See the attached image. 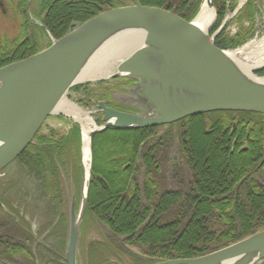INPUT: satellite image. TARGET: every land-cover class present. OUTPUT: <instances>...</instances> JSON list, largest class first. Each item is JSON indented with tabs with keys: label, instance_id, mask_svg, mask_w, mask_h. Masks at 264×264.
I'll return each mask as SVG.
<instances>
[{
	"label": "trees",
	"instance_id": "1",
	"mask_svg": "<svg viewBox=\"0 0 264 264\" xmlns=\"http://www.w3.org/2000/svg\"><path fill=\"white\" fill-rule=\"evenodd\" d=\"M237 1L213 0L216 17L213 32L220 28L227 13L234 12ZM18 2L19 10L26 6L27 0ZM139 2L191 22L204 0ZM43 5L46 15L42 24L46 29L37 27L41 31L38 46L18 61L51 46L49 40L48 45L44 44L45 30L57 40L66 36L73 24L81 25L111 10L105 7L106 2L92 0H44ZM244 10L237 16L239 31L231 36L226 24L215 40L217 48L234 50L253 38L254 3L242 15ZM27 20L26 16L25 24ZM245 22L250 28L244 27ZM8 62L1 63L0 68ZM258 76L263 77L264 71ZM89 87V84L75 86L71 92L85 94ZM74 94L70 98L77 104L91 108L84 101H93V95L87 93L86 100H81ZM263 122L264 116L259 114L217 112L168 126L109 129L94 135L88 203L80 237L85 242L87 236L97 234L98 227L108 237L92 241L87 253L81 252L82 264H116L119 259L125 264L126 258L130 264L197 259L263 231L264 165L260 166L264 159ZM234 124L238 126L235 136L242 126L244 131L238 133L241 139L233 152L228 138ZM247 134V150L242 151L241 142ZM200 136L205 139L203 143ZM80 147L81 131L77 125L68 134L41 129L14 162L31 187L22 194L17 184L12 185L17 194L14 200L0 195V264H67L68 222L60 207L64 198L60 171L75 166L73 178L79 198L78 185L83 172H79L74 162L80 161ZM32 199L47 207L43 231H52L50 237L59 234V230L66 235L65 242L61 237V251L52 252L36 244L35 215L25 220V212L31 207L28 201ZM132 248L142 254H133Z\"/></svg>",
	"mask_w": 264,
	"mask_h": 264
},
{
	"label": "water",
	"instance_id": "2",
	"mask_svg": "<svg viewBox=\"0 0 264 264\" xmlns=\"http://www.w3.org/2000/svg\"><path fill=\"white\" fill-rule=\"evenodd\" d=\"M132 1L130 6L104 12L82 25H73L69 34L53 40L48 49L0 69V172L25 152L48 118L57 114L70 117L56 112L57 108L73 87L84 83L133 78L138 82L137 89L131 92L136 98L133 103L144 109V114L138 116L100 104L103 126L94 125L91 148L94 135L111 128L149 129L215 112L264 116V85L242 73L239 64L227 55L232 51L215 46L214 41L224 26L209 36L216 22L215 14L207 31L195 25L205 2L213 9L212 0H204L191 22L165 10L142 6L138 0ZM255 2L258 4V0ZM122 33L138 34L142 42L114 64L109 76L79 82L92 57ZM263 69L264 65L251 72L256 80L264 79L256 76ZM83 144L82 134L83 199L79 212L75 210V200L71 205L67 264H78L79 234L92 172V162L89 166L84 164ZM263 260L264 230L204 257L164 264H247L250 261L258 264Z\"/></svg>",
	"mask_w": 264,
	"mask_h": 264
},
{
	"label": "flooded vegetation",
	"instance_id": "3",
	"mask_svg": "<svg viewBox=\"0 0 264 264\" xmlns=\"http://www.w3.org/2000/svg\"><path fill=\"white\" fill-rule=\"evenodd\" d=\"M43 1L44 0H27L26 6L25 7L23 6V8L19 10H18L19 4L17 5L16 13L18 14L19 19L21 20L20 31L24 34V36L21 39H16V40L11 39L10 40L7 38V36L6 38H3V36L0 34V64L7 63L8 61H10L8 62V64H6L8 66L10 64L16 63L18 62V59L20 57L30 54L31 50L38 46V42L40 39L39 33L41 31L38 30L37 27L46 29L42 24V18H44L46 15L43 12V7H44ZM92 1H104L107 4L105 5V7L108 9L110 8L115 9L119 7L130 6L132 4V0H92ZM1 5L2 4L0 3V6ZM2 10H3V13L5 14L6 11H4V9ZM32 11H34V13H36V15L38 16L39 23L32 22L30 20V14H32ZM26 16L28 17V20L26 21L27 23L25 24L24 18ZM73 25H76V24H73ZM45 31H48V30H45ZM32 37H33V41L31 40ZM17 40H20V41H17ZM1 48H3L4 50L2 51ZM137 84L138 82L133 78L113 79L110 81L102 82L100 84H93V85L91 84L85 94L84 92L79 93V94H74V97L76 98L80 97L81 100H86L87 93L90 95H93L94 96L93 101L91 102L84 101V104L86 106H90L92 109H95L94 110L95 115L99 120L98 122L100 123H102V120H103V113L101 112L99 108L100 104L102 103H104L107 108L115 110V111L124 112L128 114H133V115H143L144 109L140 105L133 103V101L136 98L131 94V92L133 93L137 89L138 87ZM48 124L45 126L44 129L49 128L50 124L49 125ZM235 128L236 126H233V129H234L233 133L236 132ZM233 133L229 136L228 140L232 142V147L234 148L239 142V138H237L239 135L235 136L233 135ZM176 141H177V144H179V141L178 140ZM248 142H249V134H247L246 139L241 142V145L243 146V151L247 150ZM261 164L262 166L264 165V159ZM67 176L68 175H66V177L62 179L63 184H64L63 185L64 198L60 206L62 213L65 216L68 215L71 201L75 195V194L74 195H71V194L75 192V189L77 187L76 184L72 185L70 183V180ZM12 185L13 183L12 181H10V179H7V180L0 179V195H3L4 199L8 201L9 199L14 200L17 196L14 189H11ZM29 187H31V184L29 185ZM27 189H28V186L26 187V190ZM28 202L30 203L31 207L28 208V211L26 210L25 212L26 214L25 220L27 221L28 219H30L31 215H35L33 229L35 233L34 235H35L36 244L40 246L41 245L45 246L49 251H52V252L61 251L60 249L62 248V242H63V239L61 237L64 238V242H65L66 235L60 234V230H59V234H55L53 237H50V234L52 232L51 229H50L51 232L43 231L44 227L47 225V222L45 221V217L47 216L45 215V213L47 212L46 205H44L42 201H35L34 199L29 200ZM25 209L26 208L23 207V210ZM82 243H83L82 250L86 251L87 244L86 242H83L81 239L80 245H79L80 247L82 246ZM119 261H115V263L121 264ZM156 264H162V263H156Z\"/></svg>",
	"mask_w": 264,
	"mask_h": 264
},
{
	"label": "bare ground",
	"instance_id": "4",
	"mask_svg": "<svg viewBox=\"0 0 264 264\" xmlns=\"http://www.w3.org/2000/svg\"><path fill=\"white\" fill-rule=\"evenodd\" d=\"M144 2L146 4H154V3H158L159 0H144ZM157 9H160V8H157ZM213 18H214V10L213 9L211 10V8L209 7V3L205 2L203 5V12L200 18L197 20L195 25L198 29L202 31H207L213 22ZM141 42H142V36L138 34H134V33H122L116 36L111 41H108L107 42L108 44L104 48H102V50H100L96 55H94L92 59L89 61V64L86 65V67L83 70V73L81 74L79 78V82L95 81V80H98L104 77L105 75L109 76L107 74L112 71L114 64L121 57L133 51L134 48L139 46ZM227 55L231 57V60H234L239 64L240 66L239 68L242 70L243 74L247 75L249 78L256 81L257 83L264 85V79L256 80V78L251 73L254 69L259 68L264 65V39L259 43L257 42V40L253 41L244 48H241L236 51L228 52ZM56 112L58 113L63 112L67 116L74 118L76 122L80 123L82 132H83V141H84V144H83V149L85 153L84 164L85 166L86 165L89 166V164H91L90 162H93V152H92V148L90 147V142H91L90 135H91L92 130L94 129L93 120L88 115H85V117H83L82 111L79 110V108H77L75 105L69 103L66 100H63L61 102ZM120 113H124V112H120ZM111 129H114V128H111ZM243 129L244 127L242 126L240 129H238V133L243 134V131H244ZM238 133H237V136L239 135ZM237 138H239V140L241 139L240 136H238ZM235 147L232 148L233 152L235 151ZM81 148H82V143H81ZM178 149L182 150L181 145H178ZM241 150L243 151V149ZM176 154L178 156L180 152H177ZM74 164L79 168V172L80 170H83L82 169L83 162L81 158H80V161L78 160V162H74ZM11 166H13V163L9 165V167ZM74 167L75 166H72V170L67 177L73 178V176H75ZM60 172H61L62 178L66 177L67 170L63 172L61 170ZM71 202L73 203V201ZM71 205L72 204H70L69 211L71 210ZM75 205H77L76 202H75ZM75 210L77 212L76 208ZM98 226L99 224H97V227ZM105 236L108 237V234H105ZM95 237L99 241L100 235L98 233L95 235ZM87 247L89 248L90 244L87 245ZM247 264H252V262L250 261ZM258 264H264V260L259 262Z\"/></svg>",
	"mask_w": 264,
	"mask_h": 264
},
{
	"label": "rangeland",
	"instance_id": "5",
	"mask_svg": "<svg viewBox=\"0 0 264 264\" xmlns=\"http://www.w3.org/2000/svg\"><path fill=\"white\" fill-rule=\"evenodd\" d=\"M244 1L245 0H238L237 3L234 5V9H235L234 12L231 11V12L227 13L226 17H230L231 18L232 15L234 13H236V10L239 9L240 5H243L244 4ZM0 3L2 4L0 6V34L3 36V38H6V36H7V38L10 39V40L11 39L12 40L13 39L14 40L21 39L24 36V34L20 31L21 20L19 19V16L16 13L17 12V5L19 4L18 0H0ZM253 3L255 5V18H254V24L251 25V29L253 28V30L255 31V34H254L253 38L249 42H253V41H256L257 40V42L259 43V42H261L264 39V0H260L259 4H257V5H256V3H255L254 0H249L247 3H245V5H244V7H243L242 10H244L245 8L247 9L249 7V5L250 4H253ZM2 9H4V11H6L5 14L3 13V10ZM245 10L242 13V15H245ZM241 11L239 12V14L241 13ZM31 15H32V17H31ZM238 15L234 16L233 18H231L227 22V25H229V27L227 29V33L230 34V35H233V34H235L236 32L239 31V26L237 25V18H238L237 16ZM30 20L32 22L39 23L38 22V16L36 15V13H34V11H32V14H30ZM215 26H216V24H215ZM215 26L213 27V30L210 32L209 36H213V34L215 33V32H213L215 30ZM244 27L250 28L248 26V23H246V22L244 24ZM46 39L47 40L44 42V44L45 45H48V42L49 41L51 42L50 37H49L48 34H47V38ZM57 40H59V39H57ZM17 41H20V40H17ZM244 46L245 45L237 48V50L243 48ZM1 50L3 51L4 49L1 48ZM263 78H264V76H263ZM100 83H98V84H100ZM73 94L74 93H72V92L68 93V96L66 97V100L69 101V103L74 104L75 106H77L78 108H80L81 111H82L83 117H85V115H88L93 120L94 125H97L98 127L103 126V123L99 125V122H98L99 120H98V118L95 115V111H94L95 109H92V108H84V107L80 106L79 104H77V102H75V100H73V99L70 98L71 95H73ZM59 118H63V119H59ZM48 123L47 124L49 125V128L51 130H54V131L59 132L61 134H68V132L75 125H77L80 128L79 124H77L74 121L73 118H71V117H65V116H62V115H59V114L54 115L48 121ZM234 126H236V125H234ZM93 128H94V126H93ZM81 129H80V131H82ZM234 134L235 133H233V135ZM199 141L201 143H203V141H205V139L202 136H200ZM81 143H82V138H81ZM80 149H81V147H80ZM72 166L71 167L69 166V168L67 169V175H69V173L71 172ZM82 172H83V174H82L81 178L79 179V186H78L80 188V191H79V194L80 195H79L78 202H77V206H76L77 211H79V208H80L79 205L81 203L82 196H83L82 191H83V182H84V170H82ZM162 173L164 174L165 171H163ZM68 178L70 180V183L72 185H75L74 184L75 182H74L73 178L72 177H68ZM0 179H5V180L10 179V181H12L13 185L14 184H17L18 190L22 191L23 194L26 192V187L27 186H28V189L30 188L29 187L28 178H26V177L23 176V173L20 172V169L16 165H13V166L9 167L7 170H5V172H3L0 175ZM26 182H28V184ZM80 185H81V187H80ZM76 193H77V189H75V192L72 193L71 195H74V194L76 195ZM75 201H76V198H75ZM88 225H90V224H88ZM90 227H92V225H90ZM98 230L99 231L97 233H100L99 234L100 235L99 239H105V237L107 238V236L104 237V235H102V232L100 231V228L99 227H98ZM95 240H97V238L94 235H89V236H87L85 238V242H86L87 245L90 244L92 241H95ZM86 249L88 250L89 248L87 247ZM87 250L86 251H83L79 247L78 255H77V257H79V261H78L79 264H82V262L80 260L81 251H82V253L83 252L87 253ZM132 252L135 255L136 254H139V255L142 254L141 251H139L137 248H132ZM85 255H87V254H85ZM125 260H126V262L129 263V259L128 258H126Z\"/></svg>",
	"mask_w": 264,
	"mask_h": 264
}]
</instances>
